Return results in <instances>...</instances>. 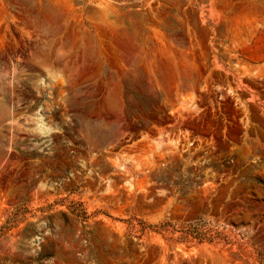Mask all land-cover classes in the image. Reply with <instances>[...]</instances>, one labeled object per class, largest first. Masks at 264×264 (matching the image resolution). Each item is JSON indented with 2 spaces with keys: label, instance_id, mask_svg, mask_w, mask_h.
I'll list each match as a JSON object with an SVG mask.
<instances>
[{
  "label": "rangeland",
  "instance_id": "rangeland-1",
  "mask_svg": "<svg viewBox=\"0 0 264 264\" xmlns=\"http://www.w3.org/2000/svg\"><path fill=\"white\" fill-rule=\"evenodd\" d=\"M0 264H264V0H0Z\"/></svg>",
  "mask_w": 264,
  "mask_h": 264
},
{
  "label": "trees",
  "instance_id": "trees-1",
  "mask_svg": "<svg viewBox=\"0 0 264 264\" xmlns=\"http://www.w3.org/2000/svg\"><path fill=\"white\" fill-rule=\"evenodd\" d=\"M190 235H197V236H201L200 232H199V228L198 227H193L190 231H189ZM196 236V237H197Z\"/></svg>",
  "mask_w": 264,
  "mask_h": 264
}]
</instances>
